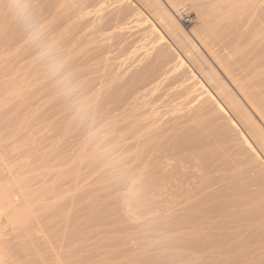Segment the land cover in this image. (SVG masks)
Wrapping results in <instances>:
<instances>
[{"label":"bare ground","instance_id":"1","mask_svg":"<svg viewBox=\"0 0 264 264\" xmlns=\"http://www.w3.org/2000/svg\"><path fill=\"white\" fill-rule=\"evenodd\" d=\"M183 1L0 0V264H264V0Z\"/></svg>","mask_w":264,"mask_h":264},{"label":"rangeland","instance_id":"2","mask_svg":"<svg viewBox=\"0 0 264 264\" xmlns=\"http://www.w3.org/2000/svg\"><path fill=\"white\" fill-rule=\"evenodd\" d=\"M182 3H184L183 5H182ZM181 4H180V13L178 14V12L177 13H174V16H175V18L183 25V27H184V30H185V32L188 34V37H190V39L191 40H194V42L195 43H199V39H198V37H197V34H196V29L198 28V26H199V17H198V14L196 13L197 12V10L192 6V4H191V2L190 1H188V0H186V2L185 1H183ZM181 17V18H180ZM196 25V26H195ZM159 25L157 24V27H158ZM160 27V31L162 32V34L166 37V38H168V36L166 35L167 34V32H165V31H163L164 29H162L161 28V26H159ZM192 27V28H191ZM189 29H190V31H189ZM191 29H192V31H191ZM165 32V33H164ZM169 34V33H168ZM170 35V34H169ZM171 38V37H170ZM137 39V38H136ZM138 40V39H137ZM136 40V41H137ZM130 42V44H128V45H131L132 43L134 44V45H136V43H139V41H137V42ZM116 50V51H115ZM113 53V54H112ZM112 53H111V56L112 57H114V54H115V57H119L120 56V54L122 53L121 51H119V50H117L116 48H114V50L112 51ZM118 54V55H117ZM121 58V57H120ZM216 68H217V66H216ZM220 69V68H219ZM221 70V69H220ZM218 70L217 69V71H218V73H220V75L221 76H223L224 77V73H223V71L221 70ZM223 73V74H222ZM17 195L20 197L19 199L17 198ZM22 196V194H20V193H18V194H16V196H15V200H17L18 202H20L21 201V199L23 198V197H21ZM32 197H35V196H32ZM27 198V205L31 202L32 204L31 205H33L35 202L37 203H35L33 206H28V210L29 209H33L32 207H35L36 206V208L35 209H38V210H34L35 212H33L32 214H31V210H29V212H28V217H32V215L34 216V213H36V215H38V213H42V211H44L43 210V208H39L40 207V204H38L39 202H37L38 200H37V198H35V200L33 201L32 200V198H30V197H25L24 199H26ZM28 199H31L32 201H30V200H28ZM23 201V200H22ZM21 201V202H22ZM25 201V200H24ZM26 201L24 202V206L26 205ZM20 202V203H21ZM41 203V202H40ZM21 204H23V203H21ZM20 207H23V206H20ZM30 207V208H29ZM30 215V216H29ZM30 217V218H31ZM35 217V218H34ZM33 217V219H32V221L34 222V224H36V226L38 227V225H42V224H40V223H42V222H40L39 223V221H42L41 219H39V217H36V216H34Z\"/></svg>","mask_w":264,"mask_h":264}]
</instances>
